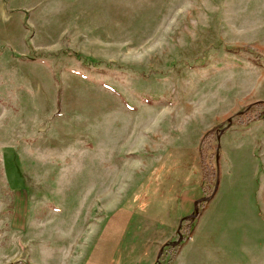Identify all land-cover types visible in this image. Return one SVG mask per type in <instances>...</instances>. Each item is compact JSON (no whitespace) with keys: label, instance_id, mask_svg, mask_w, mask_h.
<instances>
[{"label":"rangeland","instance_id":"1","mask_svg":"<svg viewBox=\"0 0 264 264\" xmlns=\"http://www.w3.org/2000/svg\"><path fill=\"white\" fill-rule=\"evenodd\" d=\"M257 100L264 0H0V264H82L194 188L157 262L264 264Z\"/></svg>","mask_w":264,"mask_h":264},{"label":"crops","instance_id":"2","mask_svg":"<svg viewBox=\"0 0 264 264\" xmlns=\"http://www.w3.org/2000/svg\"><path fill=\"white\" fill-rule=\"evenodd\" d=\"M198 195L199 191L195 190V188L194 190H182L178 201L179 208L175 215L176 218L175 220L174 218L172 219V224L167 223L165 227H163L164 223L159 221L160 217L156 221L131 220L132 216L128 217L127 220H106L107 218L102 220L101 225L99 224V232L96 234L97 250L92 247L87 255L82 258V264H157L158 249L155 246V241L160 239L167 240L170 228L172 229L177 225V223L174 225L177 217L182 218L192 211L189 205L190 210L185 212V207L189 202H193L194 204ZM118 211L116 212L115 210L113 215L117 214ZM122 221L124 225H122ZM142 241H153L154 243L151 242L147 245L144 242L142 243ZM131 242H141V246H139L140 244H136L135 247H131ZM161 245L159 244V246ZM92 250L95 260L92 259ZM187 253H183L180 264H186L185 257H189L192 254V252Z\"/></svg>","mask_w":264,"mask_h":264},{"label":"trees","instance_id":"3","mask_svg":"<svg viewBox=\"0 0 264 264\" xmlns=\"http://www.w3.org/2000/svg\"><path fill=\"white\" fill-rule=\"evenodd\" d=\"M257 107H263L264 108V100H257V101H254L250 104H248L246 107H243L241 110H239L235 118V121L237 122V124H242V125H246L249 123L250 119H252L253 117H255L257 115V112H256V108ZM258 116V115H257ZM256 116V117H257ZM211 131V130H210ZM210 131H207V134L210 132ZM201 151V149H200ZM201 155V153H200ZM201 157V156H200ZM204 174V173H203ZM206 175V174H204ZM207 175H210V173L207 172ZM204 177V176H203ZM166 243L162 246V249L166 247ZM163 251H161L162 253ZM172 256H170L169 258H171ZM157 264H160L157 262Z\"/></svg>","mask_w":264,"mask_h":264}]
</instances>
